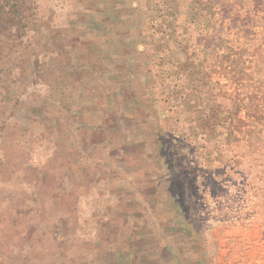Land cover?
<instances>
[{"label": "rangeland", "instance_id": "rangeland-1", "mask_svg": "<svg viewBox=\"0 0 264 264\" xmlns=\"http://www.w3.org/2000/svg\"><path fill=\"white\" fill-rule=\"evenodd\" d=\"M21 12L0 18V264H264V0Z\"/></svg>", "mask_w": 264, "mask_h": 264}, {"label": "trees", "instance_id": "trees-1", "mask_svg": "<svg viewBox=\"0 0 264 264\" xmlns=\"http://www.w3.org/2000/svg\"><path fill=\"white\" fill-rule=\"evenodd\" d=\"M25 6L26 0H0V18L12 15L18 19L22 14L21 10L25 11Z\"/></svg>", "mask_w": 264, "mask_h": 264}]
</instances>
